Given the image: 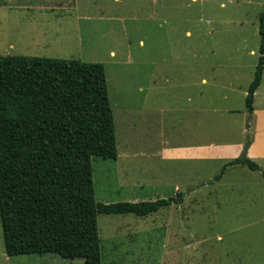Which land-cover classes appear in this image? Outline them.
Returning <instances> with one entry per match:
<instances>
[{"label": "rangeland", "instance_id": "obj_1", "mask_svg": "<svg viewBox=\"0 0 264 264\" xmlns=\"http://www.w3.org/2000/svg\"><path fill=\"white\" fill-rule=\"evenodd\" d=\"M263 11L264 0H0V55L105 66L119 157L93 158L97 200L154 201L185 193L181 204L145 218L99 215L103 264H264V85L257 102L259 130L251 129L248 137L242 93L255 75ZM202 77L209 79L208 86H201ZM201 92L210 97V113L204 115L205 123L211 118L209 139L225 141L224 117L236 135L228 140L230 146L241 149L237 156L250 138V158L262 171L236 165L210 183L235 157L206 161L180 155L151 169L126 163L125 150L156 146L158 125L167 122L185 132L187 97L196 99ZM141 104L146 110L137 113ZM226 107L234 112L224 116L220 109ZM190 116L201 119L200 112ZM138 123L146 126L139 130ZM215 123L221 124L217 133ZM250 126H255L254 115ZM189 138L185 134L180 142L191 146L195 139ZM135 189L139 197L130 199ZM0 264L84 260L57 254L9 256L0 220Z\"/></svg>", "mask_w": 264, "mask_h": 264}, {"label": "trees", "instance_id": "obj_2", "mask_svg": "<svg viewBox=\"0 0 264 264\" xmlns=\"http://www.w3.org/2000/svg\"><path fill=\"white\" fill-rule=\"evenodd\" d=\"M259 33L260 55L245 97L249 128L264 78V11ZM250 144L249 138L210 183L236 165L262 171L248 156ZM96 157L118 158L105 66L0 55V220L7 255L57 254L103 264L99 215L145 218L184 201L178 192L154 201L99 202Z\"/></svg>", "mask_w": 264, "mask_h": 264}, {"label": "crops", "instance_id": "obj_3", "mask_svg": "<svg viewBox=\"0 0 264 264\" xmlns=\"http://www.w3.org/2000/svg\"><path fill=\"white\" fill-rule=\"evenodd\" d=\"M169 82L170 81L168 79L166 83H169ZM251 82L252 81L248 82V87ZM200 83H201V86H208L210 82L208 78L202 77L200 80ZM154 85L155 87L160 88V89L164 88V87H161V85H159L158 83H155ZM263 85H264V81H262L261 86L256 92L255 107L257 109L255 108V111H254L255 126H252L250 128L248 127V118H246V120L244 121L245 128L243 129V132L244 134L247 135L246 137H248V135L250 134L251 129L256 128L259 130L258 128V119H259L258 109L259 107L257 105V102H258L260 94L262 95L261 90L263 89ZM194 86H195V82L192 80L190 82L189 87L192 88ZM248 87L245 88L244 91L242 90V93H244L245 97L247 95ZM140 89L141 90L143 89L145 91V87H141ZM199 96L200 97H197L196 99H194L193 94L187 97V102H186L187 104H185L186 106L185 110H186V114L189 113V115L186 120L187 129L185 132H182V128L179 126L177 127L174 125L170 127V125H168L167 122L166 123L164 122L163 125H158V127L156 128V133L154 137L155 138L154 141H156V146H155V143H147V145L150 146L148 151H137L136 153H131L129 152V150H125L124 152L126 155V163L128 165H131L132 168L137 167V169H140L139 167H141L144 169L145 168L151 169L150 165L155 166L157 162H160L164 159L173 160L180 155L186 158L191 157V158H196L197 160H206V161H214L216 159H228L229 157H235V158L238 157L237 155L241 149L240 147L237 148V146L235 145L230 146V142L228 140H231L236 135H235L234 130L227 128V125H228L227 120H225V122L222 121L224 117H222L221 124L222 123L225 124V128H224V131L226 133L225 141L219 142L220 137L215 138L213 140L209 139V136H208L209 122H211L210 121L211 118L209 117L207 119V123H205L204 115L208 114L209 116L210 97L205 95L203 92H201ZM204 97L206 98V100H204ZM204 103H206V105H204ZM260 108L264 109V107L262 106ZM143 109L146 110L145 104H141L139 106V109H137L136 112L140 113ZM220 110L224 116L226 114H231L232 112H234V110L231 109L230 107H226L225 109H220ZM194 112L201 113V119L198 120L197 122H195L194 116H190V114L193 115ZM130 117H131V114L128 113L127 119H129ZM262 119L263 117L260 115V120ZM221 124L215 123V125L213 126V129L215 130L216 133ZM135 125L136 124L132 126L134 127ZM143 126H146V125H142V124L139 125L138 123L137 128L140 130V128ZM185 134L187 137H190L189 139L191 141L192 139H195L194 143L190 144L191 146H188L189 141L185 143L180 142V140L184 138ZM242 140H243V136H242ZM251 147H249L248 156L253 158L251 154L252 153ZM118 157H119V152H118ZM224 163H226V161ZM131 167H127V168H129L130 170ZM126 173H129V172L126 171L125 174ZM143 187H140V188H143ZM137 190L138 189L132 190L133 193L131 194V197L133 198H130V199H138L139 195L137 196V193H138Z\"/></svg>", "mask_w": 264, "mask_h": 264}]
</instances>
